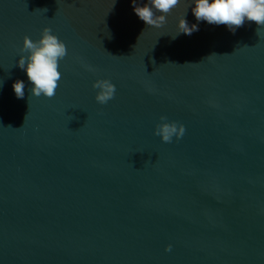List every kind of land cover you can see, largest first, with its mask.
Segmentation results:
<instances>
[{"label":"water","instance_id":"95a60500","mask_svg":"<svg viewBox=\"0 0 264 264\" xmlns=\"http://www.w3.org/2000/svg\"><path fill=\"white\" fill-rule=\"evenodd\" d=\"M189 7L156 28L132 0H0V264H264V28ZM186 10L199 30L173 39ZM44 26L67 48L52 98L15 63Z\"/></svg>","mask_w":264,"mask_h":264},{"label":"clouds","instance_id":"9594fccd","mask_svg":"<svg viewBox=\"0 0 264 264\" xmlns=\"http://www.w3.org/2000/svg\"><path fill=\"white\" fill-rule=\"evenodd\" d=\"M179 2L180 0H147L146 3L137 4L132 0L133 12L148 27L159 28L166 22L167 14L176 8ZM189 8L197 22L204 21L211 25L222 24L232 33L243 26L245 21L255 22L258 26L257 30L264 28V0H190ZM187 10L177 19V31L171 35L173 39L181 33L191 35L199 30L198 23L189 24L185 19ZM157 12L160 15H156ZM18 52L15 63L23 70L31 85L30 95L54 97L62 78L59 70L60 61L67 55L65 43L48 26H44L36 39L27 35L21 37ZM85 67L88 71H95L91 66L85 65ZM2 84L3 81L0 80V87ZM91 87L94 90V100L99 105L108 103L115 95L116 86L106 77H97L92 81ZM11 88L16 98L24 97L25 82L23 80L16 79L12 82ZM184 132L185 128L182 124L169 121L163 115L159 117L152 129L153 135L158 136L163 143H171L173 138L180 139ZM170 250L171 245H166L165 251Z\"/></svg>","mask_w":264,"mask_h":264}]
</instances>
